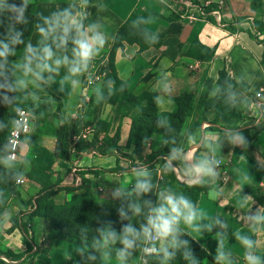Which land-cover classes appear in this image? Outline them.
<instances>
[{"label": "crops", "instance_id": "1", "mask_svg": "<svg viewBox=\"0 0 264 264\" xmlns=\"http://www.w3.org/2000/svg\"><path fill=\"white\" fill-rule=\"evenodd\" d=\"M182 1L103 0L107 11L100 13V16L109 35L115 38L120 27L131 15L147 14L153 19L151 24L146 25V29L158 32L159 40L162 41L161 46L143 50L137 43L123 41L122 46L115 53L113 63L115 73L119 80L126 83L128 92L135 96L144 92L158 94L161 74L170 73L173 103L164 113H171L176 109L175 98L185 94L196 96L194 110L183 127L184 139L181 143H185V147L188 148L186 134L189 132L195 134L197 139L200 137L210 140L223 139L224 132L219 131L215 126L210 127L215 119V111L205 109L199 103L205 78L213 79L214 90L218 88L220 71L226 70L231 79L245 83L248 88V92L239 88L235 91L256 103L264 104V64L261 63L264 47L249 33L250 30L254 31L255 19L264 21V0L258 11L251 8V0H192L199 4H209L208 7L214 9L218 8L220 1H223L221 25L208 18L190 22L185 16ZM33 2L36 11L47 15L57 4L62 5L65 0H33ZM92 12L95 16L96 9L93 8ZM180 12H183L180 19L171 18L173 14ZM232 27L235 30H232ZM37 38L34 29L30 40L35 42ZM114 41L115 39H109L96 61L103 59L109 61ZM194 42L215 48L214 57L210 61H202L196 55L188 54ZM191 51L197 53L196 49ZM56 87L54 85L47 92L49 96L61 100L59 125H69L71 140L69 160L55 158L50 168L46 170L51 181L61 188L53 199L57 204H63L72 194L84 193L86 186L89 185L88 193L94 201L110 200L108 193L117 184L123 187L131 185L132 177L127 170L133 166L145 165V158L151 156L157 149L159 136L155 134L143 155L138 157L133 154L132 148L127 147L132 125L131 116L137 112L136 107L125 101L97 103L94 91L91 92L90 102L86 104L83 100V83L72 95L61 94L56 91ZM258 92L261 93L260 99L256 98ZM158 112L161 113L160 109ZM238 112L242 118L236 122V125L249 129L252 136L256 134L255 138L246 151L241 147L233 148L225 144L222 152H217L225 165L220 168V180L215 186L222 190L223 196L220 201H214L208 198V192H202L197 205L210 217L215 218L219 214L222 221L227 223L228 237L225 241V249L231 251L234 260L239 264H244V249L233 232L240 231L242 234L252 235L249 227L241 223L245 212L251 206L250 201L243 199L244 195L253 196L254 207L264 205V167H260L256 160L257 155L264 157V121L254 123L253 112L240 108ZM102 124L103 128L100 127ZM35 129L36 126L28 136L34 137L35 143L54 152L56 131L40 133ZM116 134L119 135V149L111 148L110 144H103L104 140H112ZM82 143L91 146L80 150L78 145ZM197 147L199 151L195 152L196 155L206 151L203 146L196 143H192L189 150H195ZM101 148L106 153H102ZM29 150V147H25L20 157L28 158ZM165 159L162 158L163 161ZM154 162L158 167L160 179L166 183L167 173L162 171L161 165L155 159ZM31 167L32 164L30 168L24 169L25 176L21 175V178L25 183L18 187L19 195L10 200L5 213L0 218V252L11 251L14 255L23 256L17 259L11 258L12 264H84L76 252L81 242L56 237L48 231V226L42 217L36 216L31 219V235L36 246L29 256L25 254L26 245L22 241L20 230L17 228L11 230L12 220L16 216L27 218L30 215V203L34 202L41 190V186L26 175ZM112 169L118 171H107ZM175 174L178 180L183 182L184 178L179 169ZM66 188L75 191L69 194ZM217 231H220L218 226L212 228V233L206 232L202 237L197 233L192 234L195 241L213 258L218 239L215 236ZM256 238L259 241L258 254L264 255V233ZM38 249L40 251L34 253ZM96 264H99V261H96ZM105 264H118V261L113 258L105 261ZM207 264L214 263L208 261Z\"/></svg>", "mask_w": 264, "mask_h": 264}, {"label": "clouds", "instance_id": "2", "mask_svg": "<svg viewBox=\"0 0 264 264\" xmlns=\"http://www.w3.org/2000/svg\"><path fill=\"white\" fill-rule=\"evenodd\" d=\"M96 9L93 15L92 9ZM107 11L103 0H65L57 4L47 15L36 11L33 0H0V106L11 110L12 115L0 119V134L8 133L0 142V167L9 171L16 169L17 162L21 168L13 174L20 183L19 176L24 169L30 168L32 160L20 157L25 147H30L33 140L27 133L34 130L35 124L29 126V120L35 121L43 116L41 105L47 110L55 104V98L47 95L48 89L56 85V91L72 95L80 89L84 80L92 75V69L101 51L107 46L110 36L100 13ZM34 18V23H33ZM151 17H138L134 26L149 25ZM29 26L35 29V42L26 40ZM145 43L155 45L159 42L157 31L145 29L142 33ZM22 48V51L19 52ZM170 73L161 74V86L154 96V103L161 114L157 117V127L165 130L161 144L169 148L166 159L161 165L165 173L180 170L183 182L189 185L208 187V198L220 201L222 190L215 186L220 180V167L223 160L217 152H222L225 144L248 149L249 140L244 135L243 126L228 127L221 140L196 138L195 134H186L185 143H177L170 135L175 131L164 112L173 103ZM59 78V80L57 79ZM126 83L122 82L119 91H124ZM116 91V82L107 81V96L97 88L94 90L97 103L105 102ZM45 95H41V94ZM221 93L216 88L212 94ZM225 103L232 109L240 108L253 112L254 123L264 121V104L241 96L229 84L223 90ZM259 125L257 124V127ZM144 137L142 143L148 144ZM196 143L206 151L196 155L199 147L189 150ZM115 151V150H114ZM243 158V155L241 156ZM257 163L264 167V157L257 155ZM128 174L132 177L129 187L119 184L109 193L111 201H118L116 211L118 220L108 219L110 212L101 206V212L95 217L96 227L91 241L85 235L76 252L84 264H105L115 259L118 264H173L181 257L185 264H201L189 239L193 233L201 237L212 233L213 227H219L215 233V264H239L231 251L225 249L227 240L226 222L219 214L215 218L202 211L196 202L173 186H160L153 181V173L145 165L130 167ZM251 206L245 212L244 220L252 235L234 231L233 235L243 247L244 264H264V255L258 254L259 241L256 238L264 233V205H256L253 196L244 195ZM126 222V223H125ZM119 223V228L116 224ZM87 233V228H82ZM119 245V247H117ZM202 247V246H201Z\"/></svg>", "mask_w": 264, "mask_h": 264}, {"label": "trees", "instance_id": "3", "mask_svg": "<svg viewBox=\"0 0 264 264\" xmlns=\"http://www.w3.org/2000/svg\"><path fill=\"white\" fill-rule=\"evenodd\" d=\"M192 3L201 5L194 1H192ZM262 4L263 0H251L250 5L254 11H258L262 7ZM212 9L213 7H208V11H211ZM138 17L141 16H137L135 14L131 15L118 30L109 59V74L102 84L101 90L105 93V96H107V81L109 79L114 80L116 82V91L114 95L117 96L114 97L113 95L106 101H125L127 104L138 109L137 112L131 116L132 125L127 143V147L133 149L134 155L141 157L145 148L149 146L152 137L155 134L161 136L159 141L160 143L158 144L156 151L153 152L151 156L145 158V164L153 173V181L162 187L165 185L173 186L178 192L184 193L197 203L201 193L208 192L207 186L189 185L187 183L180 182L175 172L167 173L168 181L166 183H164L159 177V170L154 162V159L157 161V163L162 165L164 162L162 158H167L166 154L169 152V148L161 144V140L165 135V130L163 128L157 127V117L161 113L158 112V109L154 103V96L156 94L153 92H144L139 96H135L134 94L128 92L127 85L124 91H119V87L123 81L119 80L117 77L113 63L115 53L117 49L122 46V42L127 41L130 43H137L143 50L149 47L159 48L162 44L161 40H159V42L155 45L145 43L142 33L146 29V25H133V21H135ZM143 17H148V15L145 14ZM181 17L182 12L179 14H173L171 18L180 19ZM208 19L214 21V18L211 16L208 17ZM231 29L235 30L234 27ZM253 29H255L256 32L250 30V36L261 43L264 47V21L255 19L253 22ZM0 31H2V29H0ZM33 31L34 28L29 26V31L25 34L26 40L31 39ZM193 49H196L197 53H193V51H191ZM20 51H22V48L18 50V54ZM215 51V48H208L202 46L199 42H194L188 54H194L199 60L202 61H210L214 57ZM261 63L264 64V52ZM217 84L218 88L221 89V93L214 94L212 96L211 93L213 91V79H204V88L199 95V103L203 108L213 109L215 111V119L210 127L215 126V128H217L219 131L224 132L228 127H236V122L242 118V115L238 112V108L232 109L225 103L223 90L229 84L233 85L235 90L239 88L245 92H248V88L245 83L236 82L231 79L226 70L220 71ZM195 97L196 96L194 94H185L175 98L176 109L171 113H164V115L168 116L173 128L175 129V131L170 135L175 137L178 144L184 139L183 127L186 120L191 116L194 110ZM55 100L58 101L57 114L58 119L61 120V116L59 114L62 106L61 100L58 98H55ZM3 110L8 112V116L11 115V110H7L6 108L0 106V112ZM100 127L103 128L104 125L102 124ZM55 131L56 147L54 152H50L45 147L35 143L34 137H31L33 144L29 147L30 150L28 158L32 160V167L26 175L30 180L38 183L41 186V190L36 196L34 202L30 203V215L27 216V218L26 216H16L12 220L11 230L15 228L20 230L22 234V241L26 245L25 254H27V256L30 255L36 246L31 235V219L33 217H42L48 226V231L56 237L79 242H82V239L85 235H87L88 241H91L92 236L94 235L93 229L97 226L95 217L101 212L100 204H103V207L110 212V216L107 217L108 219L113 221L118 220L116 206L119 202H113L111 200H103L101 202L94 201L88 193L89 185L86 186V191L84 193L72 194L69 200L63 204H57L54 201V195H56L61 190V188L51 181V177L46 173V170L50 168L55 158L69 160L71 140L69 125H58ZM242 131L248 138L250 146L256 134L252 136L250 134V130L247 128H243ZM7 134L8 133L0 134V142L3 141L4 136ZM144 137L149 138L148 144L142 143ZM118 143L119 135L117 134L112 140H104L103 142L104 145L110 144L111 148L115 147L116 149H119ZM78 146V149L81 150L88 148L91 146V144L82 143ZM246 150L244 149V151ZM100 151L102 153H106V151H103V148H101ZM116 170L117 169H112L107 171L116 172ZM15 171L16 170L9 171L5 167H0V218L5 213L10 200L19 195L18 187L20 185L16 182L17 177L13 174ZM18 178H21V175ZM66 191L70 194L75 190L72 188H66ZM116 227L119 228V223L116 224ZM82 228H87L88 231L86 234L81 231ZM185 238L190 240L196 255L201 259V264H207L208 261H212L215 264L214 258L203 247H201L198 242L192 240L191 237ZM117 247H119V245H117ZM45 250L46 249H44V251ZM37 251L40 250L38 249L34 251V253ZM2 254L13 259L23 257L22 255H14L11 251H1L0 255ZM138 257L139 253H137L136 260L139 264ZM150 264H157V262L151 261ZM173 264H185V262L181 257H177V259L173 261Z\"/></svg>", "mask_w": 264, "mask_h": 264}, {"label": "built area", "instance_id": "4", "mask_svg": "<svg viewBox=\"0 0 264 264\" xmlns=\"http://www.w3.org/2000/svg\"><path fill=\"white\" fill-rule=\"evenodd\" d=\"M182 4L184 6L185 10V16L190 20V22L201 19H207L208 17H213L214 20L221 25L223 13H222V6L223 1L219 2V6L216 9H212L211 11H208L209 4H201L196 5L192 3L190 0H183ZM187 11V13H186ZM254 32L255 29H254ZM108 59H103L95 62V66L92 69V75L83 81V100L84 103H89L91 100V92H93L95 89L100 88L102 84L104 83L105 79L107 78L109 74V66H108ZM261 93L258 92L256 94V98L260 99ZM33 121L29 120V126L32 127ZM27 133V135H29ZM224 162L222 163L221 167L224 166ZM20 183L19 185H23L25 183V180L23 178H19ZM7 262H9L8 259L5 258Z\"/></svg>", "mask_w": 264, "mask_h": 264}, {"label": "rangeland", "instance_id": "5", "mask_svg": "<svg viewBox=\"0 0 264 264\" xmlns=\"http://www.w3.org/2000/svg\"><path fill=\"white\" fill-rule=\"evenodd\" d=\"M184 13H185V10H184ZM41 95H45V94L42 93ZM47 95H49L48 92H47ZM57 107H58L57 100L55 101V104L50 106L47 110H45L44 105H41V111H44V113L42 117L38 116L36 120L34 121V124L36 126L35 130H37L40 133H49V132H53L54 130H56L57 126L59 125ZM10 114L12 115V113ZM4 116L5 118L8 116V112L5 110L0 112V119H2ZM156 136H159V141H160L161 136L160 135H156ZM159 141L157 145L160 143ZM20 168H21V164L17 162L16 169H13V170H18ZM5 258L6 259L8 258L9 262H7ZM11 260L12 259L10 257L0 256V264H12L10 262Z\"/></svg>", "mask_w": 264, "mask_h": 264}]
</instances>
